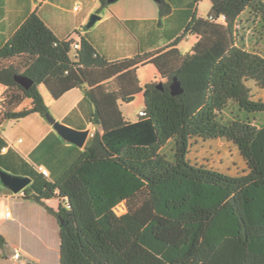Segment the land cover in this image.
<instances>
[{
  "label": "trees",
  "instance_id": "1",
  "mask_svg": "<svg viewBox=\"0 0 264 264\" xmlns=\"http://www.w3.org/2000/svg\"><path fill=\"white\" fill-rule=\"evenodd\" d=\"M199 1L158 2L153 23L161 36L155 39L167 45L153 53L194 32ZM218 1L230 43L211 63L205 85L187 88L184 72L204 54L215 58L220 46L213 54L186 53L177 68L162 73V88L154 81L141 87L144 115L95 132L57 179L36 188L38 202L59 200L55 210L46 206L58 224V264H264V121L257 123L253 114L264 113V0ZM134 23L122 22L130 33ZM75 35L58 38L35 12L13 31L0 47V124L32 112L45 117L38 85L46 78L114 63L89 37ZM15 74L33 83L24 88ZM174 76L183 86L177 95L169 89ZM82 88L95 105L91 91ZM90 121L100 124L97 108ZM196 139L233 144L244 174L190 164L186 155ZM165 144L171 157L161 153ZM121 201L127 210L117 214Z\"/></svg>",
  "mask_w": 264,
  "mask_h": 264
},
{
  "label": "crops",
  "instance_id": "2",
  "mask_svg": "<svg viewBox=\"0 0 264 264\" xmlns=\"http://www.w3.org/2000/svg\"><path fill=\"white\" fill-rule=\"evenodd\" d=\"M85 1L87 0H0V47L24 18L29 13L35 12L58 38L72 36L77 39L75 32L79 31L80 34L89 37L97 51L103 54V49L97 44L95 37L80 29L85 24L89 12L96 8L91 2V7L85 12L83 8ZM154 11L156 12L157 8L152 0H123L110 7L104 19L108 28L124 44L132 41L137 43L135 47L130 44L129 51L124 53L122 59L117 57L110 59L114 63H123V70L129 71L132 68L143 67L146 64L145 60L148 61L157 53L168 49L153 53L167 45V41L162 40V43H157L150 39L155 25L153 22L159 18V16L156 17ZM68 13L72 14L71 21L62 19V16ZM103 17L101 15V18ZM63 20L68 23L64 24ZM129 20H135L133 33H130L122 24ZM129 33L133 39L130 38ZM137 53L140 57L135 58ZM94 70L98 69L78 67L71 75L48 77L38 85L48 111L52 112L57 121L79 130H88L82 146L63 138L44 120V116L36 112L25 116L31 115L34 119H38L36 127L27 133V137L15 139L13 136L19 132H14L12 137H6L2 131V123L5 120L0 124V171L30 178V182L18 193H13L0 179V264H39V257L42 255L38 253L39 248L54 249L52 236H47L46 232L51 228L56 217L46 208L50 206L49 200L42 204L35 199L36 188L43 184L44 179L49 181L57 179L95 132L101 133L103 129L113 127L125 119L121 117L120 120L116 114L113 115V112L120 106V98L125 97L124 88L136 86V89L143 93L141 87L147 84L143 85L137 74L131 76L122 74L123 71L104 77L98 74L94 76L98 78V86L85 85L95 99L96 104L94 105L86 98L83 88L75 84V80L80 85L86 84L90 80L91 74L89 73H94L92 72ZM156 79L157 77L153 81ZM40 86L49 93L50 103L41 93ZM99 88L101 91L97 92L96 89ZM118 89L119 92H117ZM96 106L100 117L98 125L90 121V116ZM104 112L106 114L109 112L112 119ZM39 167L47 170V177L43 178L40 175ZM58 202L59 200L56 199V203L51 208L55 210ZM7 209L11 212L10 216L5 214ZM42 232L46 235L40 236ZM22 236H27V238L22 239ZM15 254L17 256H14Z\"/></svg>",
  "mask_w": 264,
  "mask_h": 264
},
{
  "label": "rangeland",
  "instance_id": "3",
  "mask_svg": "<svg viewBox=\"0 0 264 264\" xmlns=\"http://www.w3.org/2000/svg\"><path fill=\"white\" fill-rule=\"evenodd\" d=\"M85 2L86 3H84L83 6L85 12H87L91 7V2H93L96 8L89 12L85 24H83L80 29L82 31L89 32L95 37L97 44L103 49V55H105L108 59H113L114 57L122 59V57H124L125 55L124 53H127L129 51V48L131 46L130 44L135 47V44L137 43L132 41L129 44H124L121 40L117 38V36L114 35L115 33L108 28V26L104 22V19L107 17L110 7L114 4H118L119 2H123V0H116L112 3H109L105 7H102L98 0H87ZM152 2L156 4L157 11H154V13L156 17H158V2L155 0H152ZM216 11H219V17L216 19H210L209 15H215ZM223 12H225V8L223 5H221V3H219L218 0H201L198 3L197 18L196 24L194 26V32L188 33L184 38L180 40L177 45L168 48L166 51H159L161 53H157L148 61L145 60L146 64L138 69L132 68L129 71L123 70V63H114L106 69L94 70L92 71L94 73H89L91 74L90 80L87 81L86 84H82L81 86L85 87V85L89 84L90 86L94 87L93 85H97L98 78L94 76L98 74H101V76L104 77L112 76V74H119L122 71V74H128L131 76L137 74L143 85L144 83L152 82L155 77H157V79L154 82L163 83L166 82L167 79L161 77L162 73H166L177 68L183 61L186 53H192L193 49L195 52H200L204 49H209V53L212 52L213 54V50L215 51L216 47L220 46V49H218L219 51L215 58L205 57L204 54L203 56H200V58L196 60L193 65H191V69H189V71L187 70L184 72V79L187 88L203 87L205 85V81L211 63L219 56V53H222L226 49V47L230 43L229 34L227 30L228 22L226 20H223ZM94 13L99 14L100 16L102 15L104 17L97 20L94 25H92L90 28H87L86 23L88 22L90 15ZM62 19L71 21L72 14H65L62 16ZM65 20H63L64 24H67L68 22ZM155 28L157 29V31L153 32L150 39L156 41L157 43H162L161 39H155L158 37V35L161 36V30H159L160 27L156 24ZM130 38L133 39L131 34ZM192 74H195L194 78H192ZM248 85L252 88L251 92L255 93V97H260V93H258L257 89L252 86V83L249 82ZM4 89L5 86L0 83V94L3 92ZM119 89L117 90V92H119ZM123 90V93H125V97H131V99L124 100L123 97L120 98V106L117 105L118 109L113 112V115L116 114V116L120 118V120L121 117H124L125 119L134 121L138 118L139 110L144 108L143 93L139 92L136 89V86H134V88L127 87ZM40 91L44 95L45 99L49 102V93L42 86H40ZM96 91L100 92L101 89H96ZM28 102L29 101L26 100L23 105L28 104ZM49 114L54 117L50 110ZM253 114L257 123H262V121H264V113ZM105 115L112 119L109 112H107V114L105 113ZM43 118L48 124H50L52 129L55 130L54 126L47 120V118ZM36 120L38 119H34V117H31V115L19 120L7 119L2 123V131L6 137H12V134H14V132H19V134L13 136L15 137V139L18 137H27V133H30L33 128L36 127ZM55 132L57 131L55 130ZM161 153L165 154L168 157H171L170 146L168 144H165V146L161 148ZM186 160L190 164H203L208 168L219 171L229 176H241L245 172L243 160L239 156L236 147L231 143H226L223 141L202 139H196L192 141L188 149V153L186 155ZM55 203L56 199L49 200L48 204L50 206L48 207L54 206ZM44 209L47 210L46 208ZM126 210L127 205L125 201H121L114 207V211L117 214H122ZM56 221L57 220H54L53 225L46 232L48 233L47 236H52V241L54 242V249L52 250L50 248L47 250H43L39 248L38 253L42 254L39 257V264H58L59 247L58 229ZM45 235L46 234H44V232L40 234V236ZM21 238L26 239L27 236H22ZM14 256H17V254H15Z\"/></svg>",
  "mask_w": 264,
  "mask_h": 264
},
{
  "label": "water",
  "instance_id": "4",
  "mask_svg": "<svg viewBox=\"0 0 264 264\" xmlns=\"http://www.w3.org/2000/svg\"><path fill=\"white\" fill-rule=\"evenodd\" d=\"M116 0H106V3H112ZM157 2H160V0H155ZM101 16L99 14H91L88 22L86 23V27L90 28L94 23L99 20ZM14 80L19 83L24 88H28L33 81L27 78L26 76L22 74H15ZM157 88H162V82H158L156 84ZM169 89L171 94L177 95L183 91V86L180 81V79L177 76H174L171 80V83L169 84ZM47 120L54 126L55 130L66 140L73 142L74 144L78 146H82L84 144V141L87 137L88 130H79L73 127H70L62 122L57 121L52 115L47 113L45 115ZM0 179L2 183L8 187L13 193L20 192L29 182L30 178L26 176H19L14 175L11 173H8L6 171H0Z\"/></svg>",
  "mask_w": 264,
  "mask_h": 264
},
{
  "label": "built area",
  "instance_id": "5",
  "mask_svg": "<svg viewBox=\"0 0 264 264\" xmlns=\"http://www.w3.org/2000/svg\"><path fill=\"white\" fill-rule=\"evenodd\" d=\"M210 19H213L211 16L209 17ZM222 18H223V20L225 19V16L223 15L222 16ZM145 114V111L144 110H139V115H144ZM39 171L40 172H42L44 175H48V172H47V170L46 169H44V168H42V167H39ZM5 214H6V216H10V214H11V212H10V210H6V212H5Z\"/></svg>",
  "mask_w": 264,
  "mask_h": 264
}]
</instances>
